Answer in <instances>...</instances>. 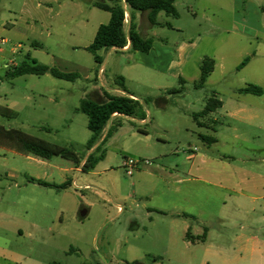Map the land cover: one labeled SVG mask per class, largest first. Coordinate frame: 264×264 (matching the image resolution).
I'll return each mask as SVG.
<instances>
[{
	"label": "rangeland",
	"instance_id": "374dc122",
	"mask_svg": "<svg viewBox=\"0 0 264 264\" xmlns=\"http://www.w3.org/2000/svg\"><path fill=\"white\" fill-rule=\"evenodd\" d=\"M91 1L0 0V36L8 41L3 45L5 53H0V109L12 110L0 112V127L69 149L80 161L96 150L90 153L87 148L92 137L87 126L88 117L77 112L81 100L87 99L83 88L94 82L70 83L49 74L12 79L6 66L20 62V51L11 53V48L21 44L24 50L30 48L31 54L38 50L35 55L48 63L44 65L62 72H66L68 64L77 63L78 57L87 64L93 62L99 72L91 55L70 53L73 44L90 41L99 25L105 24L104 16L108 14L92 7ZM174 1L179 18L162 13L158 21L175 29L154 30L169 42V48L157 38L158 47H154L149 62L157 63L154 56L162 55V50L168 54L171 49L174 54L171 61L178 63V49H190L191 44L201 40L197 57L223 59L227 75L222 77L217 71L210 79L211 83L198 88V79H188L195 72V63H192L185 70L187 77L170 75L166 90L135 83L127 85L139 100L154 99L146 106L148 121L143 123L138 117L110 121L98 143L106 151V158L94 169L82 173L60 172L61 168L75 167V163L71 164L63 157L52 158V166L48 167L37 162L33 155V159L20 155L18 152L21 151L13 145L0 148V186H11L6 201L0 202V254L4 239L11 234L10 220L27 216L46 229L39 241L26 238L16 246L12 245L16 251L22 248L24 254L31 255L29 264H264V186L256 192L262 198L255 205L248 206L242 213L232 207L230 221L204 219L207 222L202 226L209 229L205 246L221 252H210V257H204L199 248L194 256L185 254L183 257L178 250L183 245L182 239L170 234L171 217L148 216V210L134 201L132 181L135 175L126 174L123 168L126 158L164 165L179 159L182 166L188 168L191 166L185 160L188 156L204 154L213 165L225 167L234 178L244 167H251L260 175L264 173V96L259 108L263 112L259 123L263 130L255 125L234 123L226 115V110L236 101L230 87L255 84L264 89V0ZM176 28L184 32L180 34ZM34 42L41 46L30 47ZM247 57L252 62L237 71L236 66ZM54 59L57 64L52 62ZM106 70L104 80L112 85L109 66ZM95 76L96 72L92 79ZM180 77L185 80L183 94L169 95V90L181 89ZM97 84L106 89L100 78ZM215 93L225 107L200 119L206 123L217 121L214 124L217 132L213 133L200 128L194 116L205 109L207 100ZM54 97L58 98L59 104L51 102ZM158 98L161 99L159 103L155 101ZM229 126L237 131L230 130ZM201 135L215 136L220 139L219 144L209 146ZM234 135H238V139ZM139 165L141 168L144 164ZM8 169H17L18 177H7ZM65 175L70 180L68 183L76 180L81 188L71 185L58 191L29 184L32 179L55 184ZM15 184L27 187L19 191ZM61 198L68 206L67 215L74 217L67 218L63 226L58 225L57 220ZM18 199L23 201L18 202ZM233 202L229 200V206ZM119 206L123 208L122 212H119ZM83 210L88 214L79 222L77 216ZM53 221H57L55 225ZM49 227L55 231L49 233ZM64 229L66 237L60 234Z\"/></svg>",
	"mask_w": 264,
	"mask_h": 264
},
{
	"label": "crops",
	"instance_id": "0c3cea01",
	"mask_svg": "<svg viewBox=\"0 0 264 264\" xmlns=\"http://www.w3.org/2000/svg\"><path fill=\"white\" fill-rule=\"evenodd\" d=\"M106 13L108 14V16H104L105 24L109 23L111 19V14L108 12ZM126 15H127L126 25H125L126 31L130 30V26L132 23L135 24L140 31L144 29L147 35L154 37L155 39L154 47H158V45L156 44L157 38L162 43L165 42L157 32H154L155 29H160L161 31H163L164 29H169V30L175 29L173 26L169 28L166 26L167 23H163L159 21L158 22L159 24H161V27H154L152 29H149V23L147 20L146 13L137 14L136 12L128 11ZM161 15L162 13L158 16V19L162 17ZM17 24L21 26V23L19 21L17 22ZM103 24L104 23H101L99 27ZM99 27L94 32L90 41H86L85 44L83 43L73 44L71 46L70 53L74 56L79 53H85L86 55L89 54L91 55V58L94 61L93 55L89 51H87V48L94 41V38L96 36ZM2 31L5 32L6 31L5 28H3ZM10 31L11 30H7V32ZM177 31L180 34L184 32L181 29H177ZM0 38L3 37L0 36ZM5 40L7 41V39ZM199 41L201 40H197V42L194 43L195 45L191 44V46H189L190 49H188L187 47H180L178 49V63L171 61L174 54L170 49V52H168V54H166L165 51L162 50V55L154 56L157 60V63L151 64L150 62L152 57L151 55H153L152 54L153 50L147 54L142 52H134L131 50L130 42H129L128 45L123 49L113 48L110 50L101 51L100 55L103 58V64L101 65L102 67L100 68V66L97 65L94 61V66L98 67V69L100 70L99 72L97 69H95V67H93L92 65L93 62L91 64L90 63L87 64L86 61L78 57L79 59H77V63L68 64L69 67H66L65 69L66 72L64 73H74L79 76V79L70 83H75L79 80H85L88 83L94 82V84H90V87L83 88V91L85 92V96L87 99H93L96 101H105L106 100L105 94L108 93L110 95H120V96L131 94L132 98L139 100V97L135 93H133L131 89L127 87V85L131 83H135L137 85L147 86L151 89L166 90L168 89L166 82L170 77V75L172 74L175 78L181 75L187 77L185 70H188L189 66L192 63H195V67L193 69L195 72L193 73V75L188 76V79L194 81H196L197 79L199 80L201 76V65L203 60L205 59V58L201 59L200 57H197V51H198L197 49L200 45ZM7 43L8 41L6 42V44ZM165 43L167 44L166 46L168 47L169 42L167 41ZM40 46L41 45L38 42H34L30 44V47H40ZM18 48L20 50H17ZM168 48L164 47L165 50ZM17 51L18 52L20 51L18 54V59L20 60V62L19 63L14 62L13 66L10 67L9 65H7L6 67L9 73L12 72V70L15 67L19 66V64L23 62L26 58H30L31 60L34 59L41 65L48 64L45 63L43 60L38 59V57L35 55L38 52V50L36 49H35V53L31 54L32 51L30 48L24 50L22 48V45L18 44L17 46L11 48V53ZM0 53L2 54L5 53V50L3 49V45L0 46ZM168 57L170 58V60ZM245 59H248L249 61L244 68H246L252 62L248 57ZM218 60H220V62ZM52 62L57 64L55 59ZM239 65L236 66V70L237 71L243 70L244 68H242L241 70L237 69ZM108 66L112 73L111 76H109V80L111 81L112 85L107 84V82H105L104 80V75L107 72L106 68ZM47 67L49 66L47 65ZM101 70H104L103 74L101 73ZM217 71L220 72V75L222 77H225L227 75L228 70L224 65L223 59H217L215 61V69L211 74V76L209 77L206 85L211 83L210 79ZM94 72H96V76L94 79H92V75ZM119 77L124 78V83L128 93L121 90L117 86L116 81ZM99 78L101 79L103 86H106V89L100 87L97 84ZM12 79H16V78H12ZM256 84H258V82ZM248 85L250 84H247L245 87H247ZM245 87L242 88L230 87L234 95H236L235 98L236 101L230 105V108L228 110H226L227 118H229L234 123L241 125H248V126L255 125V126H259L258 128L260 130H263L262 125L259 124L262 122L263 112L259 108H260V99L264 95L254 96V95L239 93V90ZM27 99H31V98L28 97ZM51 102L55 104H59L58 98L56 97L51 99ZM222 103L223 106L221 109L225 107L224 102ZM7 110L9 112L12 111L11 108H7ZM217 112L218 110L214 113ZM120 117L126 119L129 118L117 114L112 117L111 122L114 119ZM146 121H148V119L143 120V123H145ZM200 122L206 123L202 121ZM216 123L217 121H215V123H207V126L209 128H205V129L212 131L213 133H216L217 129L214 127V124ZM212 128H215L216 131L214 132ZM229 129L233 130L234 132L237 131L235 128H232L231 126H229ZM234 138L238 139V135H234ZM219 141L220 139H217V143L214 145L219 144ZM0 148L5 149L4 145H0ZM95 148L96 146L89 152L92 153ZM18 153L20 155L21 154L26 155L27 158L33 159L31 158V154L29 155L23 152H18ZM35 159H37V162L41 163L42 165L48 167L52 166L51 164L52 159L47 160L39 157H36ZM87 159L88 157L83 159L82 161H80L79 158H77L76 161L72 159H66L71 164L75 163V167L73 166L65 167V168H61L59 171L65 174H68L69 172L82 173L86 171L84 169V165ZM185 160L188 163H191L190 167L187 168L185 167V165L182 166L181 161L179 159H175L173 161H170L169 165L156 164L153 162L151 166H142L136 172H134L133 175H131V177L135 175L132 181V186L134 190V195H133L134 201L141 203L143 205V208L148 210L147 211L148 216H151L152 214H156L160 216L171 217L172 220L170 222V234L173 237L177 236V238L182 239L183 245L181 247H178V250H180L183 253V257L185 254L194 256L193 254L196 252V248H199L203 252L204 257L205 256L210 257L211 256L210 252H213L215 254H219L221 252L220 251L215 252L210 250V248L207 245L205 246V243L203 242L198 241L192 243L190 241H187L186 240L187 233L191 231L194 236H200L204 228L202 226V223L207 222L204 221V219L209 221H213V220L230 221L231 220L230 212L233 206L235 207L236 212L242 213L243 211L248 209V206L255 205L257 201H259L262 198L256 192H258L259 188L261 187L263 188L264 186V173L263 175H260L257 170L251 167H244L241 173L237 174L236 178H234L225 167L220 168L217 167V165H213V163H211V161L207 158V155L203 154L200 155L199 157L197 154H195L192 156H188ZM7 173H8L7 177L16 178L18 177L19 171L17 169H8ZM37 181H41V180L32 179L29 180V184L44 187L38 184ZM69 181L70 180L68 179L67 175H65V177L62 178L59 182L55 183V185L61 186L65 183H68ZM74 183L78 184L76 180L71 182L72 185ZM49 184H54V183H49ZM14 186L19 191L23 189L22 187L24 188L27 187L26 185L22 186L20 184H15ZM44 188H50L58 191L66 190V189H57L51 187H44ZM10 189L11 186L9 185L5 187L0 186V202L6 201L5 200L6 194ZM229 200L234 201L233 202L234 204H232V206H229ZM21 201H23V199H18V202ZM31 201L35 202V200H31ZM58 205L60 206L58 209L59 213L57 215L58 225L63 226L67 218L71 220L74 217L67 215L69 209L65 203L64 198L60 199ZM251 210L253 211L254 207H252ZM122 211L123 208L119 206V212ZM160 212H164L165 214H162ZM181 213H186L190 216H193L197 218V220L191 221V220L178 219L175 217L177 214H181ZM87 214L88 212L86 210H83L82 213L77 216V220L79 222H82V220L87 216ZM56 222L57 221L54 222V225L56 224ZM9 225L12 227L11 230L9 231L11 234L6 237L7 239H4L5 240V242L3 243L4 248H2V254H0V264L31 263V257H30L31 255L29 253L24 254V250L22 248H20L21 249L20 251H16L12 245L16 246V244H19L26 238H29L33 241H37V240L39 241V236H41L43 232H46V229L42 226L40 222L34 219L27 218V216H25V218L10 220ZM47 231L49 233H52L55 231V228L53 229L52 227H49ZM60 234L62 237H66L67 232L64 229L63 231H60ZM201 243L202 246H199L201 245Z\"/></svg>",
	"mask_w": 264,
	"mask_h": 264
},
{
	"label": "trees",
	"instance_id": "16d2710c",
	"mask_svg": "<svg viewBox=\"0 0 264 264\" xmlns=\"http://www.w3.org/2000/svg\"><path fill=\"white\" fill-rule=\"evenodd\" d=\"M91 6L98 8L102 11L111 14L110 22L103 24L99 27L94 41L87 48L93 57L97 65L103 64V58L100 55L101 51L110 50L113 48L123 49L130 42V48L134 52L150 53L154 47V38L147 35L146 31H140L135 24H131L130 30L126 31V13L141 12L146 13L149 28L161 27L158 22V16L161 13L166 14L169 17L179 18V12L175 7L174 0H92ZM127 7V8H126ZM171 28L170 24L166 25ZM163 27V26H162ZM248 59H245L239 66L238 70H241L248 64ZM215 69V61L211 58H205L201 65V76L196 87L203 88L211 74ZM11 78L22 77L26 75H51L55 79L64 80L68 82H74L79 79V76L74 73H64L55 68H49L47 66L39 64L36 60L26 58L19 66L15 67L12 72L9 73ZM181 89L169 90V95H180L184 91V80L180 78ZM117 86L128 93L124 78L119 77L116 81ZM239 93L249 94L254 96H263L264 89L256 85H248L247 87L240 89ZM128 95H110L105 94V101H96L93 99H82L77 112L83 113L88 117V129L92 133L91 139L88 141L87 148L92 150L96 146V150L89 155L84 169H94L96 165L105 158L106 151L102 150V145H98L99 140L107 128L109 122L115 114L123 115L126 117L134 118L138 117L141 121L147 118L146 106L153 102L154 99L147 98L145 100H137ZM157 103L161 99L155 100ZM223 106L216 94H213L211 98L207 100L205 109L194 116V120L201 128H209L207 123H201L200 119H203L210 114L221 109ZM9 112L7 109H0V112ZM214 132L215 128H212ZM111 134L109 132L108 136ZM200 138L209 146L217 143V138L211 135H201ZM105 141V140H104ZM103 141V142H104ZM102 142V143H103ZM0 145H13L17 147L21 152L31 154L33 156L42 159H52L54 157H63L65 159L77 160V156L69 149L52 146L45 141L32 137L18 130H6L0 127ZM98 145V146H97ZM34 181V180H33ZM38 184L44 187H51L57 189H67L72 184L65 183L61 186L55 184H49L42 181H37ZM165 214L164 212H160ZM178 219L196 221L197 218L190 216L186 213L177 214L175 216ZM209 229L204 228V233L200 236H194L191 231L186 235V240L192 243L205 242Z\"/></svg>",
	"mask_w": 264,
	"mask_h": 264
},
{
	"label": "built area",
	"instance_id": "2783aa9c",
	"mask_svg": "<svg viewBox=\"0 0 264 264\" xmlns=\"http://www.w3.org/2000/svg\"><path fill=\"white\" fill-rule=\"evenodd\" d=\"M127 16V15H126ZM6 40L5 39H3V38H0V46L1 45H5L6 44ZM13 64H14V62H12L10 65H9V67L10 66H13ZM104 72V70H101V73H103ZM115 115H117V114H115ZM114 115V116H115ZM140 163H143L144 165L143 166H151L152 164H153V162H151V161H148V160H134V159H132V158H126L125 160H124V163H123V168L126 170V174L127 175H129V176H131V175H133V173L135 172V171H137L140 167ZM74 186H75V188H81V187H79L78 186V184H76V183H74L73 184ZM85 189H88V187H85ZM121 210V209H120Z\"/></svg>",
	"mask_w": 264,
	"mask_h": 264
}]
</instances>
